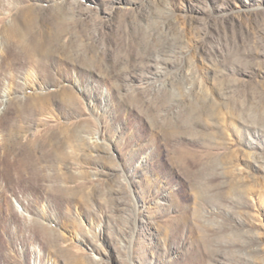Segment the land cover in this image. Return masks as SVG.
<instances>
[{"label": "rangeland", "instance_id": "rangeland-1", "mask_svg": "<svg viewBox=\"0 0 264 264\" xmlns=\"http://www.w3.org/2000/svg\"><path fill=\"white\" fill-rule=\"evenodd\" d=\"M0 264H264V0H0Z\"/></svg>", "mask_w": 264, "mask_h": 264}, {"label": "bare ground", "instance_id": "bare-ground-1", "mask_svg": "<svg viewBox=\"0 0 264 264\" xmlns=\"http://www.w3.org/2000/svg\"><path fill=\"white\" fill-rule=\"evenodd\" d=\"M163 69V68H162ZM156 75H161V74H163V72H161V71H158V73H155ZM142 79H144V77H141V78H139V80H142Z\"/></svg>", "mask_w": 264, "mask_h": 264}]
</instances>
